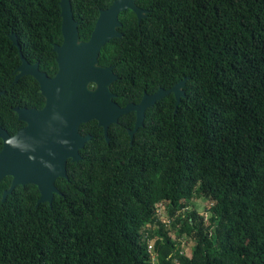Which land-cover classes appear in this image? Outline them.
<instances>
[{
    "label": "trees",
    "instance_id": "obj_1",
    "mask_svg": "<svg viewBox=\"0 0 264 264\" xmlns=\"http://www.w3.org/2000/svg\"><path fill=\"white\" fill-rule=\"evenodd\" d=\"M59 1L0 0L1 124L14 106L44 102L32 77L13 84L20 63L7 35L54 77ZM113 1L72 0L79 41ZM136 4L146 18L138 24L134 12H121L122 36L98 56L118 76L113 101L137 104L187 77L185 97L175 114L172 94L148 108L131 146L133 112L109 127V141L96 121L80 125L91 139L80 160L67 162V176L56 178L60 194L51 205H35L39 189L31 184L1 202L5 176L0 264H264V0ZM192 199L205 201L206 219L195 211L176 216Z\"/></svg>",
    "mask_w": 264,
    "mask_h": 264
},
{
    "label": "water",
    "instance_id": "obj_2",
    "mask_svg": "<svg viewBox=\"0 0 264 264\" xmlns=\"http://www.w3.org/2000/svg\"><path fill=\"white\" fill-rule=\"evenodd\" d=\"M137 0H114L105 10H100L94 28L87 41H79L78 24L72 14V0H60L61 33L63 42L54 44L57 54L58 71L49 77L40 70L39 63H29L22 57L16 37L9 33L11 46L17 50L20 65L15 70L14 82L24 76L32 77L40 86L45 98L43 109L22 107L15 109L18 119L26 124L14 135L0 129L3 146L0 151V181L11 177V185L2 195L1 202L17 186L34 185L39 189L36 204L51 205L55 194H60L55 186L58 177L67 176V161L81 159L80 149L91 134L82 135L79 127L89 121H96L103 136L109 141L108 129L116 124L120 116L135 113L133 128L126 130L129 145L135 133L143 126L145 112L157 101L172 94L173 114L185 97L183 77L168 90L159 89L153 94L144 93L137 104L119 107L113 99L115 95L110 85L117 79L112 66L98 64V56L103 46L115 38H120L121 22L119 14L131 10L136 14L137 23L146 18V11L139 8ZM1 96V93H0Z\"/></svg>",
    "mask_w": 264,
    "mask_h": 264
},
{
    "label": "flooded vegetation",
    "instance_id": "obj_3",
    "mask_svg": "<svg viewBox=\"0 0 264 264\" xmlns=\"http://www.w3.org/2000/svg\"><path fill=\"white\" fill-rule=\"evenodd\" d=\"M53 48H54V46H53ZM54 51V50H53ZM57 55V54H56ZM56 59H57V57H56ZM36 63H38V62H36ZM39 67H40V65H39ZM15 69H17V68H15ZM41 70V69H40ZM58 71V70H57ZM15 77V76H14ZM18 81V80H17ZM17 81L16 82H14V80H13V84L14 83H17ZM39 91H40V86H39ZM2 94V93H1ZM41 94V93H40ZM43 99H44V102H43V105L41 106V107H25V108H30V109H35V110H41V109H43L44 108V106H45V104H46V100H45V98L43 97ZM17 108H19V109H21L22 107H18V106H14L13 108H12V113L14 114L13 116H14V118H15V120H14V118H13V116H12V118H11V120H10V122H9V124L8 125H5V124H1L0 123V129H2V130H4V131H6L9 135H14L18 130H20L21 128H23L24 126H25V122L23 121V120H20V119H18V115H17V113L15 112V109H17ZM18 121V122H17ZM2 146H3V139L1 138V136H0V151H1V149H2ZM69 161V160H68ZM67 161V162H68ZM5 177V176H4ZM3 177V178H4ZM3 178H2V180H3ZM1 180V181H2ZM0 181V182H1ZM10 185H11V177H10V184H9V186H8V188L7 189H5V190H3L2 191V193H1V199H2V195H3V193L5 192V191H7L8 189H9V187H10ZM11 194V193H10ZM7 198V197H6ZM6 200V199H5Z\"/></svg>",
    "mask_w": 264,
    "mask_h": 264
},
{
    "label": "rangeland",
    "instance_id": "obj_4",
    "mask_svg": "<svg viewBox=\"0 0 264 264\" xmlns=\"http://www.w3.org/2000/svg\"><path fill=\"white\" fill-rule=\"evenodd\" d=\"M186 206L187 207L182 212H180L179 214L177 213L176 216L181 215L182 216L181 219H182L191 211H195L199 215H204L205 219L209 216L208 213L206 212L207 205L205 204V201H203V200L192 199L189 203H187ZM158 210H159V213L165 212V208H163V206H160V208H158ZM162 216H164L163 219L165 220V222H168L169 219L166 217L167 215H162ZM172 236L174 239L176 238L175 235H172ZM181 246L183 247V250H185L186 253L190 254V252H191L190 246H186L185 244H183Z\"/></svg>",
    "mask_w": 264,
    "mask_h": 264
}]
</instances>
